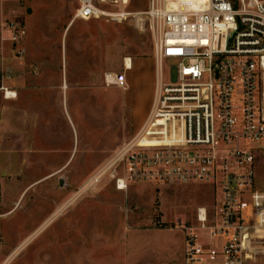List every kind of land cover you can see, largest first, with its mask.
Returning <instances> with one entry per match:
<instances>
[{"label": "rangeland", "instance_id": "rangeland-1", "mask_svg": "<svg viewBox=\"0 0 264 264\" xmlns=\"http://www.w3.org/2000/svg\"><path fill=\"white\" fill-rule=\"evenodd\" d=\"M95 1L124 17H74L77 0H0V147L13 146L6 163L0 149V264L178 263L177 222L213 203L207 185L119 190L99 174L144 124L155 69L148 0ZM173 63L164 77L175 78ZM118 72L126 83L106 86ZM251 145L264 190V141Z\"/></svg>", "mask_w": 264, "mask_h": 264}, {"label": "built area", "instance_id": "built-area-1", "mask_svg": "<svg viewBox=\"0 0 264 264\" xmlns=\"http://www.w3.org/2000/svg\"><path fill=\"white\" fill-rule=\"evenodd\" d=\"M177 2L148 0L142 12L155 69L149 113L99 174L119 190L209 186L211 207L177 222L183 264H246L264 253V190L255 185L251 145L264 141V0ZM124 15L95 0H77L74 9L81 19ZM9 27L17 41L22 29ZM167 59L175 60L174 79L164 77ZM126 81L125 72L104 77L106 86Z\"/></svg>", "mask_w": 264, "mask_h": 264}, {"label": "crops", "instance_id": "crops-1", "mask_svg": "<svg viewBox=\"0 0 264 264\" xmlns=\"http://www.w3.org/2000/svg\"><path fill=\"white\" fill-rule=\"evenodd\" d=\"M4 129V128H3ZM4 131L6 132H8V128L6 129V130H3V133H4ZM1 132V131H0ZM20 135H21V133H20ZM11 140L12 139H9L7 142L6 141H4V144H3V147H0V149H2L3 151L4 150H7V151H4V153L3 154H1V158H3L4 160H5V163H6V161H8V160H10V158H11V152H10V150H12V148H13V146H11ZM20 145H22L21 143H20ZM1 153V152H0ZM5 156V157H4ZM182 249H183V244H182ZM182 249H181V253H180V256H179V261H178V263H174L173 262V259H166L165 261H163V264H183V258H182ZM12 252V251H11ZM11 254V253H10ZM251 261H253V259L252 260H249L246 264H249Z\"/></svg>", "mask_w": 264, "mask_h": 264}, {"label": "bare ground", "instance_id": "bare-ground-1", "mask_svg": "<svg viewBox=\"0 0 264 264\" xmlns=\"http://www.w3.org/2000/svg\"><path fill=\"white\" fill-rule=\"evenodd\" d=\"M124 66L126 67V68H131V63L129 62V60H124ZM9 92V91H8Z\"/></svg>", "mask_w": 264, "mask_h": 264}, {"label": "water", "instance_id": "water-1", "mask_svg": "<svg viewBox=\"0 0 264 264\" xmlns=\"http://www.w3.org/2000/svg\"><path fill=\"white\" fill-rule=\"evenodd\" d=\"M60 184H62V179H60Z\"/></svg>", "mask_w": 264, "mask_h": 264}]
</instances>
